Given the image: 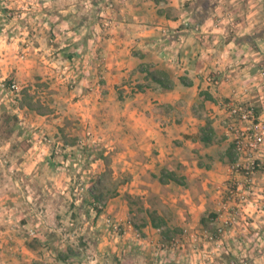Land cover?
Instances as JSON below:
<instances>
[{
    "label": "clouds",
    "instance_id": "clouds-1",
    "mask_svg": "<svg viewBox=\"0 0 264 264\" xmlns=\"http://www.w3.org/2000/svg\"><path fill=\"white\" fill-rule=\"evenodd\" d=\"M0 264H264V0H0Z\"/></svg>",
    "mask_w": 264,
    "mask_h": 264
}]
</instances>
